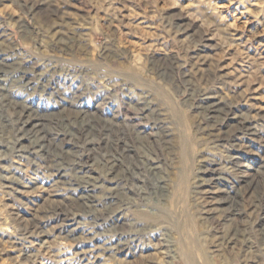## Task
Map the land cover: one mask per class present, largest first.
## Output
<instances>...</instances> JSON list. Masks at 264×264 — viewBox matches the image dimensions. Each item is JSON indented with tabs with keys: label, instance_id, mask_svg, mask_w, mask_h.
Listing matches in <instances>:
<instances>
[{
	"label": "rangeland",
	"instance_id": "rangeland-1",
	"mask_svg": "<svg viewBox=\"0 0 264 264\" xmlns=\"http://www.w3.org/2000/svg\"><path fill=\"white\" fill-rule=\"evenodd\" d=\"M0 264H264V0H0Z\"/></svg>",
	"mask_w": 264,
	"mask_h": 264
},
{
	"label": "bare ground",
	"instance_id": "bare-ground-1",
	"mask_svg": "<svg viewBox=\"0 0 264 264\" xmlns=\"http://www.w3.org/2000/svg\"><path fill=\"white\" fill-rule=\"evenodd\" d=\"M38 113V112H37ZM88 120V119H87ZM40 124V123H39ZM108 138V137H107ZM92 207V206H91Z\"/></svg>",
	"mask_w": 264,
	"mask_h": 264
}]
</instances>
